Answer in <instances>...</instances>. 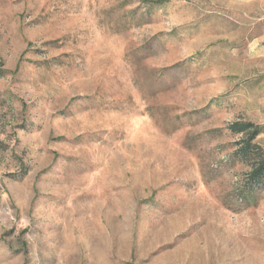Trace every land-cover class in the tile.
Listing matches in <instances>:
<instances>
[{"label":"rangeland","instance_id":"rangeland-1","mask_svg":"<svg viewBox=\"0 0 264 264\" xmlns=\"http://www.w3.org/2000/svg\"><path fill=\"white\" fill-rule=\"evenodd\" d=\"M0 0V264H264L253 0Z\"/></svg>","mask_w":264,"mask_h":264},{"label":"trees","instance_id":"trees-1","mask_svg":"<svg viewBox=\"0 0 264 264\" xmlns=\"http://www.w3.org/2000/svg\"><path fill=\"white\" fill-rule=\"evenodd\" d=\"M157 3H164V0H156ZM230 129L233 133L243 134L239 142L238 154L244 160L250 159L256 150L261 148V145L257 143L256 138L264 131V127L253 122L238 121L230 125ZM250 183L247 190H245V198L250 201L255 198L253 188L255 185H259L264 182V160L260 161L250 174Z\"/></svg>","mask_w":264,"mask_h":264},{"label":"crops","instance_id":"crops-1","mask_svg":"<svg viewBox=\"0 0 264 264\" xmlns=\"http://www.w3.org/2000/svg\"><path fill=\"white\" fill-rule=\"evenodd\" d=\"M258 4L259 13V24L261 28L260 32L257 34L255 41L253 43L252 51L254 55L256 54L259 59V72H264V0H253Z\"/></svg>","mask_w":264,"mask_h":264}]
</instances>
